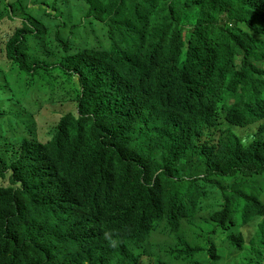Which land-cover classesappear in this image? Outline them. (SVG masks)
<instances>
[{
    "label": "trees",
    "instance_id": "16d2710c",
    "mask_svg": "<svg viewBox=\"0 0 264 264\" xmlns=\"http://www.w3.org/2000/svg\"><path fill=\"white\" fill-rule=\"evenodd\" d=\"M24 1L0 53L45 103L0 154V264H264V0Z\"/></svg>",
    "mask_w": 264,
    "mask_h": 264
},
{
    "label": "rangeland",
    "instance_id": "374dc122",
    "mask_svg": "<svg viewBox=\"0 0 264 264\" xmlns=\"http://www.w3.org/2000/svg\"><path fill=\"white\" fill-rule=\"evenodd\" d=\"M46 1L53 0H25L24 3L31 7L30 10H32L35 15L43 18L45 22H48L51 19L48 14L53 12L51 6L53 2L50 3V8L45 4ZM174 1H176L177 8L184 12L182 3L186 0ZM65 14L66 18L62 16L58 21H64L68 18V10L65 11ZM84 16L85 12L82 13L81 11V16L77 21L79 24L84 22ZM0 58L4 60L0 61V111L3 109L7 111L6 117L0 118V123L2 124V128L0 127V133H2L3 136L0 138V154L4 153L7 155L10 154L11 149L10 146H6V144H14L19 138L27 135L28 126L32 123L33 116L39 114L40 108L45 103V92L44 87L34 83L26 73H22L17 67L14 68L11 63H8L9 61L4 56H1V53ZM43 107L46 108L41 111L42 114L60 116V114L57 113V110L60 108L50 107L46 104ZM50 121L49 137H53L55 134V131L53 130L56 126V121ZM260 124L264 125V120L258 123V125ZM257 126L248 131L242 129L240 130V133L242 135L246 134V132L252 133L257 129ZM262 184L264 185V180L263 182L261 181L256 184L257 190L255 189L254 192L259 194L261 199H264V186L262 187ZM12 185L10 176L6 178L0 177V186ZM143 264L157 263L156 260H154V257L143 256Z\"/></svg>",
    "mask_w": 264,
    "mask_h": 264
},
{
    "label": "clouds",
    "instance_id": "9594fccd",
    "mask_svg": "<svg viewBox=\"0 0 264 264\" xmlns=\"http://www.w3.org/2000/svg\"><path fill=\"white\" fill-rule=\"evenodd\" d=\"M240 131V130H239ZM234 181H233V186L235 187V186H242V185H246V183L250 180V178L249 177H237V178H234L233 179ZM262 182H263V180H262ZM264 185L262 184V187H263ZM254 184H253V188H252V190H251V192L252 193H254V194H257V193H255L254 192ZM263 199V198H262ZM264 200V199H263ZM105 238L106 239H108L109 240V242L110 243H112V244H114V242H112L111 241V237H110V235L108 234V233H105ZM140 261H141V263L143 264V257L141 256V259H140Z\"/></svg>",
    "mask_w": 264,
    "mask_h": 264
}]
</instances>
